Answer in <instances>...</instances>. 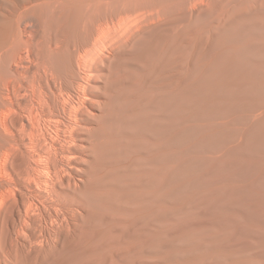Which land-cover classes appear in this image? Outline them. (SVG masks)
I'll return each instance as SVG.
<instances>
[{"label": "bare ground", "instance_id": "bare-ground-1", "mask_svg": "<svg viewBox=\"0 0 264 264\" xmlns=\"http://www.w3.org/2000/svg\"><path fill=\"white\" fill-rule=\"evenodd\" d=\"M0 264H264V0H0Z\"/></svg>", "mask_w": 264, "mask_h": 264}]
</instances>
